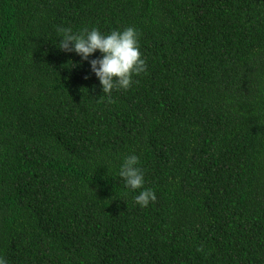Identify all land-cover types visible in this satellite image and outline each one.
<instances>
[{
  "label": "trees",
  "instance_id": "1",
  "mask_svg": "<svg viewBox=\"0 0 264 264\" xmlns=\"http://www.w3.org/2000/svg\"><path fill=\"white\" fill-rule=\"evenodd\" d=\"M58 26L135 28L146 72L103 95ZM0 256L264 264V0H0Z\"/></svg>",
  "mask_w": 264,
  "mask_h": 264
},
{
  "label": "clouds",
  "instance_id": "2",
  "mask_svg": "<svg viewBox=\"0 0 264 264\" xmlns=\"http://www.w3.org/2000/svg\"><path fill=\"white\" fill-rule=\"evenodd\" d=\"M56 31L59 37L57 47L64 52H75L82 61L90 64L103 95L110 97L114 90L127 91L134 82L133 77L147 70L140 51L139 33L133 27L108 34L95 27L74 32L70 27L58 26ZM97 52L101 54L100 58L90 59ZM140 164L139 156L130 154L124 157L118 174L127 189L140 190L134 201L141 208H147L157 197L152 189L144 187L145 174ZM0 264H8V261L0 256Z\"/></svg>",
  "mask_w": 264,
  "mask_h": 264
}]
</instances>
